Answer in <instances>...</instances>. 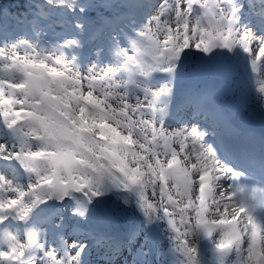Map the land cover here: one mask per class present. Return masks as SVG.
I'll return each mask as SVG.
<instances>
[{"label": "snow or ice", "instance_id": "snow-or-ice-1", "mask_svg": "<svg viewBox=\"0 0 264 264\" xmlns=\"http://www.w3.org/2000/svg\"><path fill=\"white\" fill-rule=\"evenodd\" d=\"M0 264H264V0H0Z\"/></svg>", "mask_w": 264, "mask_h": 264}]
</instances>
